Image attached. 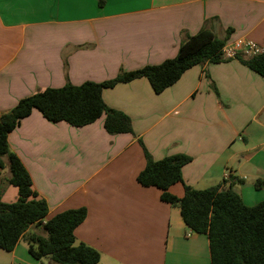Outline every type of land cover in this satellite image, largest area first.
Returning <instances> with one entry per match:
<instances>
[{"label":"crops","instance_id":"crops-1","mask_svg":"<svg viewBox=\"0 0 264 264\" xmlns=\"http://www.w3.org/2000/svg\"><path fill=\"white\" fill-rule=\"evenodd\" d=\"M203 28L264 50V0H0V114L48 88L159 65ZM102 99L130 118L132 133L108 134L103 116L72 127L33 110L7 136L47 204L45 220L84 208L74 235L99 264H211L207 236L191 232L160 190L137 182L144 149L154 161L191 158L183 183L168 189L178 198L183 185L225 189L234 177L245 205L263 201L264 185L254 183L264 182V77L232 59L193 66L160 94L140 78L103 89ZM16 200L6 185L1 201ZM39 228L11 252L0 249V264H52L27 251L25 237L44 236Z\"/></svg>","mask_w":264,"mask_h":264},{"label":"trees","instance_id":"trees-1","mask_svg":"<svg viewBox=\"0 0 264 264\" xmlns=\"http://www.w3.org/2000/svg\"><path fill=\"white\" fill-rule=\"evenodd\" d=\"M225 44L226 39L220 40L203 28L185 37L175 57L159 65L119 72L102 83L88 81L78 86L66 84L61 88H48L21 99L11 110L0 114V171L8 168L5 185L17 189V200L4 203L0 185V249L11 252L30 226H40L44 236L32 233L25 237L27 251L33 259L48 258L52 264H99L100 261L99 253L78 243L74 235L86 217L84 208L66 210L45 220L47 204L32 189L29 173L7 142L8 134L22 119L37 110L50 122L83 127L103 116L104 130L108 134L132 133L130 118L104 103L103 89L145 78L152 91L160 94L193 66L222 62L220 52ZM235 59L264 77V50L253 57L237 55ZM144 157L146 164L137 182L160 190V200L180 209L182 221L191 232L207 236L211 264H264V200L253 206L245 205L232 190V186L240 182L234 177L226 181L225 189L216 185L196 190L183 185V196L178 198L168 189L183 183L181 171L191 158L177 154L154 161L145 149ZM254 185L258 189L264 182L256 181Z\"/></svg>","mask_w":264,"mask_h":264},{"label":"built area","instance_id":"built-area-1","mask_svg":"<svg viewBox=\"0 0 264 264\" xmlns=\"http://www.w3.org/2000/svg\"><path fill=\"white\" fill-rule=\"evenodd\" d=\"M263 50L256 44L240 39L232 43H226L220 52L221 60L227 61L235 59L237 55H242L243 57H253L259 55Z\"/></svg>","mask_w":264,"mask_h":264},{"label":"rangeland","instance_id":"rangeland-1","mask_svg":"<svg viewBox=\"0 0 264 264\" xmlns=\"http://www.w3.org/2000/svg\"><path fill=\"white\" fill-rule=\"evenodd\" d=\"M8 176H9L8 168L4 169L3 171H0V185L2 186V189H4L6 187L5 180L7 179ZM37 228H39V227H37ZM39 231L43 233L41 228H39Z\"/></svg>","mask_w":264,"mask_h":264}]
</instances>
